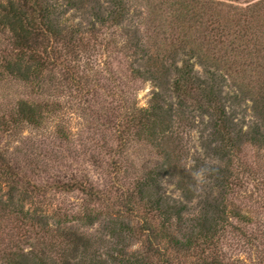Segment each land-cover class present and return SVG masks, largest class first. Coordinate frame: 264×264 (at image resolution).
I'll list each match as a JSON object with an SVG mask.
<instances>
[{"label":"trees","instance_id":"16d2710c","mask_svg":"<svg viewBox=\"0 0 264 264\" xmlns=\"http://www.w3.org/2000/svg\"><path fill=\"white\" fill-rule=\"evenodd\" d=\"M157 1L154 36L146 40L130 21L132 0H0V32L11 46L0 76L31 81L61 70L65 80L78 83L86 35L120 29L122 49L135 59L132 75L157 90L147 108L123 107L119 131L150 143L160 159L127 193L139 226L121 222L105 245L83 231L100 213L85 210L74 219L49 214L36 200L46 191L0 152V264H264V227L248 231L252 218L230 201L251 180L264 188L244 154L246 147L264 149V0ZM69 12L84 20L74 23ZM46 107L20 101L1 124L40 127ZM197 118L204 125L205 159L188 165L181 128ZM201 178L210 182L204 191ZM165 179L178 196L167 194ZM58 188L100 200L85 182ZM231 234L246 239L253 263L228 257L224 244ZM136 236L139 248L132 250L128 240Z\"/></svg>","mask_w":264,"mask_h":264},{"label":"rangeland","instance_id":"374dc122","mask_svg":"<svg viewBox=\"0 0 264 264\" xmlns=\"http://www.w3.org/2000/svg\"><path fill=\"white\" fill-rule=\"evenodd\" d=\"M132 3L130 21L140 27L146 40H150L154 36L152 20L158 19L153 6L158 1L132 0ZM66 17L74 23L84 20L80 13L69 12ZM166 30L171 35L172 29L166 27ZM105 32L103 35L102 32L86 35L87 50L77 64L78 83L65 80L61 70L47 71L40 80L31 81L6 73L0 76V152L20 168L27 181L46 191L36 200L49 214L74 219L85 210L100 213V220L83 231L94 240L100 239L109 245L113 240L111 232L118 230L121 222L139 226L140 216L130 213L127 193L144 171L154 168L160 159L150 143L133 134L123 136L119 131V123H124L119 118L123 107L128 110L147 108L157 88L153 82L132 75L135 59L122 49L121 30ZM8 39L7 33L0 32V67L3 53L6 55L11 50ZM114 40L118 43L114 44ZM166 48L162 46L163 53ZM196 68L201 71L199 65ZM20 101L47 105L46 118L40 127L1 124L7 122ZM248 119L246 117V121ZM193 125L181 128L188 165L205 159L201 147L203 122L197 118ZM244 152L257 179L264 183V149L251 146ZM239 178L244 180L242 174ZM76 181L92 186L100 200H92L79 190L58 188L61 183ZM199 184L201 191L210 186L204 178ZM163 187L168 195H179L172 181L165 179ZM230 201L234 209L252 218L254 224L246 228L248 231L264 227L262 184L249 181L244 188L236 189ZM136 239L137 236L128 240L133 243L132 250L139 248ZM224 249L234 261L253 263L256 259L246 239L239 234L227 236Z\"/></svg>","mask_w":264,"mask_h":264}]
</instances>
